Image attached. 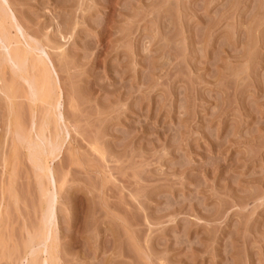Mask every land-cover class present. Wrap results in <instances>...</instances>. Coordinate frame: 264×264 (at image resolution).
I'll return each mask as SVG.
<instances>
[{"label": "rangeland", "instance_id": "1", "mask_svg": "<svg viewBox=\"0 0 264 264\" xmlns=\"http://www.w3.org/2000/svg\"><path fill=\"white\" fill-rule=\"evenodd\" d=\"M7 2L59 82L52 263L264 264V0ZM4 51L0 264H45L51 191L17 132L48 105Z\"/></svg>", "mask_w": 264, "mask_h": 264}, {"label": "bare ground", "instance_id": "2", "mask_svg": "<svg viewBox=\"0 0 264 264\" xmlns=\"http://www.w3.org/2000/svg\"><path fill=\"white\" fill-rule=\"evenodd\" d=\"M10 9L7 0H0V41L3 49H5L4 52H6V55L3 54L6 57L4 59L13 62L18 69V74L20 75L18 76L27 85L26 96L30 100V104L35 106L38 102H42L43 104L45 103L46 106L48 105L41 121L36 117L37 111L31 110V124L29 128H25L24 126L21 127V124L19 125V123H16V125L18 124L20 126L19 131L16 127L17 133H19V138L23 142V146L27 149L32 163L48 179V183L47 185L44 184L42 192L46 196L51 191L50 199H46V202L48 201V209L46 207L47 210H45L46 216L44 215L46 219H43V225H41L42 227L37 232L33 234L30 233L31 239L28 245L29 249L27 250H29L28 253L31 254L30 250L35 252L33 248L36 245L44 244V251L48 254L45 258V264H53L52 256L53 253H55L53 252V248L56 241L55 236L57 235H55L56 222L52 211L57 198V183L55 184L54 171L51 168L50 162L59 157L66 140L65 134L61 135L62 133L60 134L57 130H55L57 133H54L51 127L54 124H52V121H54L52 118L55 117L56 121H58L61 116L59 110L61 98L59 82L54 67L48 62V57L44 58L42 55L33 52L35 49L39 48V44L31 39H27L26 44H22V47L20 46L21 41L19 42V38L17 39V37H15L16 34H13L11 30L12 27L15 28V24L17 27L19 24L18 22H14ZM13 63L11 64L13 65ZM9 86L7 87L8 90ZM13 88L14 87L11 89ZM11 92H9L8 95ZM13 92H15V90ZM13 92L11 96L14 98ZM48 131L51 132L50 136L47 135ZM27 254L25 256H27ZM23 259L25 258L23 257Z\"/></svg>", "mask_w": 264, "mask_h": 264}]
</instances>
